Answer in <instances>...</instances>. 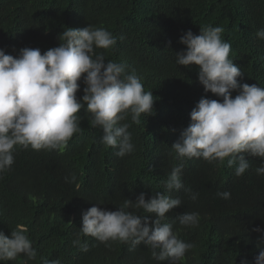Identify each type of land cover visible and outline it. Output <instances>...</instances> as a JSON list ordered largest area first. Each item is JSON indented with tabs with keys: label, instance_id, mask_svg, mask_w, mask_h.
Here are the masks:
<instances>
[{
	"label": "trees",
	"instance_id": "1",
	"mask_svg": "<svg viewBox=\"0 0 264 264\" xmlns=\"http://www.w3.org/2000/svg\"><path fill=\"white\" fill-rule=\"evenodd\" d=\"M88 25L116 37L113 50L96 52L105 55V63L126 65V73L135 70L144 90L152 91L154 114H142L139 124L130 115L121 122L130 125L134 145L123 158L116 155L118 149L100 142L103 131L90 126L86 104L77 114L82 130L63 151L16 147L14 164L0 174V231L10 238L11 230L26 228L37 258L21 254L0 264H41L42 257L60 264H168L154 259L143 244L109 241L111 247H105L80 232L82 213L92 206L115 211L125 199L135 202L141 192L146 199L160 192L182 201L165 221L182 241L194 245L179 264H255L264 250V232L253 231L264 230V176L255 171L261 159L246 156L250 167L237 177L236 165L229 167L227 159L223 164L202 158L180 161L171 145L191 123L190 113L201 98L222 100L204 92L197 66L176 63L175 53L186 49L181 36L188 30L198 35L206 25L223 27L229 58L243 72L238 82L264 88V39L256 35L264 28V0H0V49L14 57L26 47L43 54L59 46L66 28ZM78 83L80 99L86 85L83 78ZM237 94L239 89L233 98ZM177 166L191 192L169 193L164 187ZM73 175L74 181H65ZM223 191L231 198L216 195ZM192 212L199 213L198 226L181 225L178 215ZM77 239L87 242V252L73 245Z\"/></svg>",
	"mask_w": 264,
	"mask_h": 264
},
{
	"label": "clouds",
	"instance_id": "2",
	"mask_svg": "<svg viewBox=\"0 0 264 264\" xmlns=\"http://www.w3.org/2000/svg\"><path fill=\"white\" fill-rule=\"evenodd\" d=\"M224 28L206 25L198 35L185 32L180 43L185 50L175 53L176 63L185 68L198 67V80L205 93L222 100L201 98L190 113L191 123L184 128L171 145L178 160L200 159L235 167V175L242 177L250 165L246 156L260 158L257 175L264 176V88L247 83L240 67L230 59L231 45L222 39ZM264 39V28L256 33ZM60 44L41 54L36 48H23L19 56L5 54L0 49V174L14 164L16 147L25 150L63 151L69 140L81 132L77 115L86 104L90 126L101 128V143L116 148L120 158L131 154L130 125L121 123L129 115L139 124L142 114H154L152 91H145L141 78L133 70L126 73V65L107 60L96 49L113 50L116 37L108 30L91 25L77 29L66 28L58 37ZM170 44V41H169ZM86 74V75H85ZM83 78L84 95L77 98L78 81ZM239 89L234 98L232 92ZM182 166L174 167L164 181L169 193L185 189ZM76 179L65 177L66 182ZM222 199L231 198L228 191L217 192ZM197 193L191 195L196 200ZM182 201L157 192L146 199L141 192L135 202L125 199L115 211L92 206L82 213L80 232L95 238L105 247L109 241L143 244L152 250V257L168 264H179L192 243L182 241L165 222L166 214L180 207ZM99 205V204H97ZM128 209L142 210L154 215H138ZM177 219L184 226H198L199 213H184ZM253 231L264 232L260 228ZM27 229L11 230L10 238L0 231V262L15 260L21 254L35 260L37 251L26 235ZM74 246L87 252L88 244L79 239ZM158 250V251H157ZM26 264V262H25ZM41 264H60L59 260L41 258ZM255 264H264V250L255 258Z\"/></svg>",
	"mask_w": 264,
	"mask_h": 264
}]
</instances>
